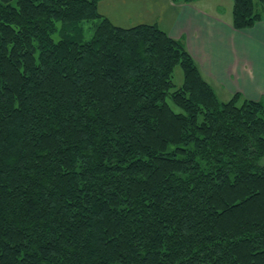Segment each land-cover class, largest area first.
Masks as SVG:
<instances>
[{
  "label": "trees",
  "instance_id": "trees-1",
  "mask_svg": "<svg viewBox=\"0 0 264 264\" xmlns=\"http://www.w3.org/2000/svg\"><path fill=\"white\" fill-rule=\"evenodd\" d=\"M101 1L0 0V264H264V102Z\"/></svg>",
  "mask_w": 264,
  "mask_h": 264
},
{
  "label": "crops",
  "instance_id": "crops-1",
  "mask_svg": "<svg viewBox=\"0 0 264 264\" xmlns=\"http://www.w3.org/2000/svg\"><path fill=\"white\" fill-rule=\"evenodd\" d=\"M172 5L180 10L169 18L173 21L171 29L159 27L185 42L215 90L218 87L229 98L239 92L246 99L264 102V22L252 29L236 30L230 19L218 13L220 7L212 11L182 1H173ZM146 22L136 25L159 24L161 19Z\"/></svg>",
  "mask_w": 264,
  "mask_h": 264
},
{
  "label": "rangeland",
  "instance_id": "rangeland-1",
  "mask_svg": "<svg viewBox=\"0 0 264 264\" xmlns=\"http://www.w3.org/2000/svg\"><path fill=\"white\" fill-rule=\"evenodd\" d=\"M173 1L175 0H104L99 3L98 8L100 13L106 14L110 20L118 26L130 27L142 21H147L146 23H155L154 21L160 17L161 22L157 25L163 29H171L173 21L170 22L169 18H171L173 14L176 16V12L178 13L180 10L179 8L173 7ZM188 4L194 7H206L212 11L220 7L218 13H220L224 19H230L232 25V0H197ZM97 23L98 21L95 20L86 22L82 25L84 29V40H90L92 38L94 26ZM53 38L58 41L60 39L59 34H54ZM183 81V70L180 66H177L173 73V83L176 85V88H179L182 86ZM216 91L220 100L228 101L229 97L221 94L218 87H216Z\"/></svg>",
  "mask_w": 264,
  "mask_h": 264
}]
</instances>
